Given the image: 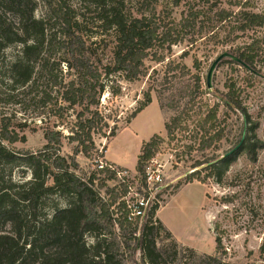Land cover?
<instances>
[{"label": "trees", "instance_id": "trees-1", "mask_svg": "<svg viewBox=\"0 0 264 264\" xmlns=\"http://www.w3.org/2000/svg\"><path fill=\"white\" fill-rule=\"evenodd\" d=\"M78 1L85 3L87 11L92 6L94 18H86L84 14L75 18H66L63 14L58 18L61 35L78 40L75 53L72 52L74 62L65 60L75 78L68 82L63 96L70 105H85L76 114L77 128L66 136L61 130L46 128L45 144L40 149L21 151L9 144L24 141L25 136H18L8 116L0 117V264H229L221 256L220 238L214 240L213 255L197 254L184 247L157 218L156 195L149 199V194L144 193L137 200L141 194L138 190V195L129 202L124 198L126 187L118 190L116 186L95 184L93 176L78 174L75 156L88 149L85 141L93 145L92 129L103 118L96 92L104 91L105 79L112 75L128 81L145 77L148 74L145 63L149 59L161 63L164 72H168L173 62L169 59L173 46L186 43V49L179 56L184 58L207 34L219 37L232 15L236 16L232 27L236 31L262 24L264 15L246 10L234 13L209 4V0L200 1L199 5L194 0H142L137 8L132 0ZM179 6L186 10L177 20L172 10ZM35 8L34 0H0V101L5 104L13 102L16 92L32 83L43 48L49 42L46 39L49 27L43 19L34 16ZM11 46L19 48L12 59H7L5 51ZM99 48L102 56L94 64L91 56ZM106 51L109 58L103 64L101 57ZM226 53L217 66L234 62L255 70L254 43L236 46ZM98 65H102V72ZM177 66L186 69L185 64ZM154 74H159L155 68L149 78H154ZM161 87L155 89L160 109L176 113L164 122L165 134L171 136L176 129L185 127L182 122L198 115L206 106L203 95L207 92L201 87L199 73L194 74L192 84L182 82L178 76L168 81L164 74ZM152 90L148 88L144 92V99L132 112V118L151 102ZM220 101L226 109L241 114L239 138L222 154H216L218 147L213 143L223 135L224 128L209 134L219 122L215 119L216 107L206 109L196 120L202 130L196 149L203 153L211 148L213 153L189 164L190 172L183 177L186 183L202 181L201 171H207L206 177L221 182L238 155L244 153L255 162L258 151L264 148V143L255 136L257 122L251 120L232 85ZM114 131L110 130L108 136H113ZM64 137L76 143L72 154L61 153ZM160 141L161 137L154 134L143 142L138 154L135 168L141 175L143 188L146 187L144 162ZM259 252L264 264V239Z\"/></svg>", "mask_w": 264, "mask_h": 264}, {"label": "rangeland", "instance_id": "rangeland-1", "mask_svg": "<svg viewBox=\"0 0 264 264\" xmlns=\"http://www.w3.org/2000/svg\"><path fill=\"white\" fill-rule=\"evenodd\" d=\"M34 1V16L43 19L49 27L46 38L49 42L43 48L32 83L23 91L16 92L18 95L13 98V102L5 104L0 101V117L8 116L18 136H25L24 141L9 144V147L33 152L45 144L43 133L46 128L61 130L66 136L76 125V114L85 108L84 103L70 105L64 101L67 84L75 78L67 62H74L72 52L75 53L78 40H68L61 35L62 26L58 18L63 14L66 18H75L79 14H84L86 18L95 16L92 6L87 11L85 3L78 0ZM141 1L132 0L134 8ZM200 1L203 0H194V3L199 5ZM208 3L234 13L246 10L264 15V0H209ZM185 10L186 7L179 6L172 10V16L178 20ZM211 18L214 19L213 11ZM235 18L232 15L226 22L219 37L207 34V38L197 42V48L189 51L184 58L179 56L186 49V43L173 46L169 57L173 62L168 72H164L161 63L149 59L145 63L148 67L145 77L128 81L119 75H112L105 79L104 91L100 94L98 90L96 92L98 110L103 118L92 129L93 145L85 141L84 145L88 149L78 153L75 158L79 164L78 174L93 176L95 184L116 186L118 190L126 187L124 198L129 202L130 198L138 195V190L141 194L136 197L137 200H141L144 193L149 194V199H154L156 195L155 200L159 202L157 218L184 247L193 249L197 254L213 255L217 237L223 246L220 251L225 262L262 264L259 246L264 239V148L258 151L255 162H251L244 153L238 155L224 172L221 182L206 177L207 171L200 172L202 181L186 183L183 180L185 173L190 172L188 166L193 160L213 153L211 148L203 153L196 149L202 133L196 120L205 114L206 109L216 107L215 119L219 122V126L210 129L209 134L213 135L218 129L224 128L223 135L213 143L218 147L216 154H222L239 138L241 114L226 109L220 101V97L228 91V86H233L251 120L257 122L255 136L264 143V22L236 31L232 28ZM249 43H254L255 70H248L234 62H223L213 71L211 88H208L206 75L213 60L221 53ZM18 48L11 46L6 49L5 57L12 59ZM92 48H96L95 45ZM95 52L91 56L94 64L95 59L102 56L101 48ZM108 58L109 53L106 51L105 56L101 57L102 63L106 64ZM178 64H185L186 69H180ZM98 66L102 72V65ZM154 68L159 74L149 78ZM196 73L201 75V87L207 92L203 99L206 98L207 104L198 115L182 122L185 127L167 136L164 122L176 113L160 109L155 89L162 88L164 74L168 81L178 76L182 82L192 84ZM156 77L158 79L155 82ZM148 88L153 89L151 102L132 118V112L140 106ZM110 130H115L113 136H108ZM154 134L159 135L161 141L144 162L146 187L143 188L141 175L135 168L136 161L143 142ZM75 145V142L64 137L61 153L72 154ZM107 159L125 167L108 162ZM101 162L110 164L113 169H100L98 166ZM18 175L15 170L14 176Z\"/></svg>", "mask_w": 264, "mask_h": 264}, {"label": "water", "instance_id": "water-1", "mask_svg": "<svg viewBox=\"0 0 264 264\" xmlns=\"http://www.w3.org/2000/svg\"><path fill=\"white\" fill-rule=\"evenodd\" d=\"M228 54L226 52L219 54L211 63L207 75H206V86L208 88H211V78H212V74L213 71L215 70L217 63L223 58L226 57ZM239 146V144L237 145V147Z\"/></svg>", "mask_w": 264, "mask_h": 264}, {"label": "built area", "instance_id": "built-area-1", "mask_svg": "<svg viewBox=\"0 0 264 264\" xmlns=\"http://www.w3.org/2000/svg\"><path fill=\"white\" fill-rule=\"evenodd\" d=\"M100 169H103V168H107V169H113V167L110 165V164H107V163H103L101 162L100 165L98 166Z\"/></svg>", "mask_w": 264, "mask_h": 264}, {"label": "crops", "instance_id": "crops-1", "mask_svg": "<svg viewBox=\"0 0 264 264\" xmlns=\"http://www.w3.org/2000/svg\"><path fill=\"white\" fill-rule=\"evenodd\" d=\"M107 160H108V162L114 163V164H116V165H120V164H118V163H116V162H114V161H112V160H109V159H107ZM120 166H122V165H120ZM122 167H125V166H122Z\"/></svg>", "mask_w": 264, "mask_h": 264}]
</instances>
